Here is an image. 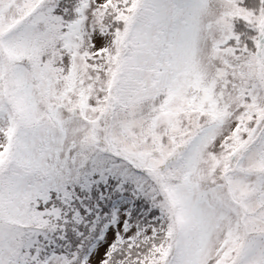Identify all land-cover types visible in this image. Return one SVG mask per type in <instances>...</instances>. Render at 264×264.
<instances>
[{
    "label": "snow or ice",
    "instance_id": "6c2138e0",
    "mask_svg": "<svg viewBox=\"0 0 264 264\" xmlns=\"http://www.w3.org/2000/svg\"><path fill=\"white\" fill-rule=\"evenodd\" d=\"M0 264H264V0H0Z\"/></svg>",
    "mask_w": 264,
    "mask_h": 264
}]
</instances>
